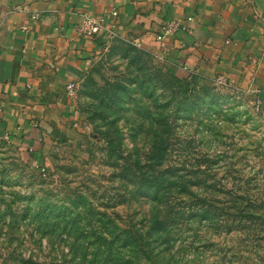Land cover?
I'll return each mask as SVG.
<instances>
[{"label":"rangeland","instance_id":"1","mask_svg":"<svg viewBox=\"0 0 264 264\" xmlns=\"http://www.w3.org/2000/svg\"><path fill=\"white\" fill-rule=\"evenodd\" d=\"M110 40L69 132L0 136V264H264V109Z\"/></svg>","mask_w":264,"mask_h":264},{"label":"crops","instance_id":"2","mask_svg":"<svg viewBox=\"0 0 264 264\" xmlns=\"http://www.w3.org/2000/svg\"><path fill=\"white\" fill-rule=\"evenodd\" d=\"M84 13L174 71L222 77L264 109V0H0L1 139L35 150L69 132L77 113L65 86L82 82L112 41L78 36ZM170 20L178 30L160 43Z\"/></svg>","mask_w":264,"mask_h":264},{"label":"built area","instance_id":"3","mask_svg":"<svg viewBox=\"0 0 264 264\" xmlns=\"http://www.w3.org/2000/svg\"><path fill=\"white\" fill-rule=\"evenodd\" d=\"M116 12L112 13V16H116ZM39 14H35L32 16V19L37 20L39 18ZM178 22L174 20L167 21L164 23L161 28L159 34L156 36V40L160 43H163L165 38L172 36L175 34L178 30ZM75 31L78 36L84 37V38H94L98 36L101 32H104L109 37H114L115 33L113 29L105 27L103 25L102 21L88 13L81 14L78 17V21L75 26ZM214 82L218 85L225 86V80L222 77H217ZM79 82L75 80H70L67 82L65 86V91L67 98L71 104H75L77 99V92H78V85ZM256 110H259L261 108V105L259 102L255 103Z\"/></svg>","mask_w":264,"mask_h":264},{"label":"trees","instance_id":"4","mask_svg":"<svg viewBox=\"0 0 264 264\" xmlns=\"http://www.w3.org/2000/svg\"><path fill=\"white\" fill-rule=\"evenodd\" d=\"M164 65H165V64H164ZM165 66H166L167 70H169L170 72H173V73H174V70H173V69H171V68L168 67L167 65H165ZM86 77H87V76H86ZM86 77H85V78H86ZM85 78H84V79H85Z\"/></svg>","mask_w":264,"mask_h":264}]
</instances>
